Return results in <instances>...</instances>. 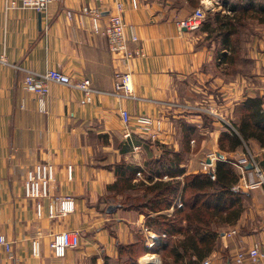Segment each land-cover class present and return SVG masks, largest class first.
<instances>
[{
	"label": "crops",
	"instance_id": "crops-1",
	"mask_svg": "<svg viewBox=\"0 0 264 264\" xmlns=\"http://www.w3.org/2000/svg\"><path fill=\"white\" fill-rule=\"evenodd\" d=\"M10 1L0 0V234L14 242V252L9 258L1 250L0 264H144L142 259L152 254L161 264H199L207 258L230 264L235 250L255 243L264 250L261 184L243 190L248 199L239 219L220 226L204 256L179 246L182 235L170 237L167 247L154 253L162 235L146 225L147 216L122 207L109 189L118 179L115 165L120 162L148 173L164 152H185L181 168L188 175L206 171L207 155L225 153L219 139L226 126L239 123L242 102L257 95L264 100V16L255 17L248 7L246 12L237 9L253 0H200L199 6L210 9L198 32L177 25L195 8L188 0H137L136 7L132 0H118L126 7L128 33L138 36L144 53L130 65L116 61L106 37L94 32L88 16L77 13L86 5L112 9L114 0H61L50 7L47 19L33 9H10ZM68 10L74 12L71 20ZM235 15L243 16L241 22ZM48 69L61 70L74 81L89 78L98 93L87 103L80 91L51 83L47 113H42L24 81L29 72ZM116 72H130L132 97L113 94ZM121 110L160 119L159 139H148L135 126L125 138ZM249 148L264 151L255 139ZM47 161L54 165V180L38 217L36 201L24 196V181L31 166ZM247 168L246 176L239 177L241 186L257 181L252 167ZM66 197L73 199L74 212L50 218L49 205ZM173 206L165 211L168 216ZM64 230L80 231L81 246L54 257L51 236ZM228 232L234 234L228 237ZM153 235L158 240L150 247ZM36 237L40 257L33 255Z\"/></svg>",
	"mask_w": 264,
	"mask_h": 264
},
{
	"label": "trees",
	"instance_id": "trees-1",
	"mask_svg": "<svg viewBox=\"0 0 264 264\" xmlns=\"http://www.w3.org/2000/svg\"><path fill=\"white\" fill-rule=\"evenodd\" d=\"M188 1L193 5L200 2ZM238 6L237 9L243 12L248 7L249 12H255V17L264 16V6H259L254 1L247 6ZM241 17L243 16H236L235 20L239 21ZM230 23L229 20L226 21V24ZM227 34H231V31ZM263 104V97L259 95L247 97L242 102L240 122L234 125V129L224 131L220 136L221 151L234 152L242 149L245 145L249 146L251 139L260 142L264 148ZM185 158V152L166 151L162 161H153L148 173L141 167L125 162L115 165L118 179L109 187L111 196L127 210H135L147 216L146 225L162 235L160 248L154 253L159 254L161 249H165L170 237L182 235L184 241L179 242V246L186 250L193 249L199 256H204L212 249L220 226L234 225L244 210L243 196L248 197V194L235 189L240 176L229 166L228 161L217 162L213 179L208 172L185 175V169L181 168ZM139 172L145 179L134 183ZM165 176L170 180H164ZM178 199L182 202V207L175 204ZM172 206L174 213L168 216L165 211Z\"/></svg>",
	"mask_w": 264,
	"mask_h": 264
},
{
	"label": "built area",
	"instance_id": "built-area-1",
	"mask_svg": "<svg viewBox=\"0 0 264 264\" xmlns=\"http://www.w3.org/2000/svg\"><path fill=\"white\" fill-rule=\"evenodd\" d=\"M61 0H11L8 8L10 9H33L45 16L49 13L50 7L53 4L59 3ZM115 6L113 11L105 13L102 8H92L88 5L82 6L77 11L78 14L88 16L92 21L93 30L96 34L106 37L110 53L116 61L130 65L133 60L143 57V49L139 44V38L135 33H128V24L125 17L126 7L123 2L114 0ZM134 7L137 6V0H132ZM210 9L209 5L202 4L195 9L186 18L177 21L178 28L190 32L198 31L205 21L206 10ZM67 17L71 20L74 18L72 10L66 11ZM47 25V23H46ZM131 44H136L132 46ZM4 62V60H1ZM55 83L61 86L70 87L80 91L84 100L87 103L93 101L98 93L93 87L92 81L89 78L74 81L72 77L57 69H48L44 73L29 72L25 78L24 86L27 91L34 93L40 103V111L47 113L45 108V100L49 95V84ZM131 90V74L129 72H116L114 75V92L116 96L132 97ZM122 121L126 126L125 138L132 136L130 128L135 126L136 130L141 133L148 134L152 139L156 138L157 132L154 130L155 123L149 117H135L127 110L120 112ZM138 150L139 147H135ZM215 160L218 156L211 155ZM244 160H247L245 158ZM248 161V160H247ZM251 166L258 176L256 184L264 186V168L259 166L255 159L251 157V163L246 165ZM244 170L242 166L239 167ZM54 165L50 162H38L31 166L26 173L24 181V196L27 199L36 201L37 215L42 216V200L49 195L51 182L54 180ZM244 173V172H243ZM68 178L72 179V167H68ZM214 178V177H212ZM237 188V187H235ZM238 189V188H237ZM74 201L71 197L57 198L49 205L48 215L50 218H55L59 215H66L74 212ZM178 207H182L181 201L177 202ZM234 232H229L230 237ZM157 235L152 236L149 243L150 247H154L157 243ZM33 255L40 257L41 243L38 237L32 242ZM81 246V233L78 230H64L52 234L50 241V250L54 257H64L68 250L78 249ZM226 246V245H225ZM3 250L9 258H13L14 242L9 240L4 234H0V251ZM155 258L152 259L151 257ZM149 261H157L156 264H161V260L157 254L149 255ZM199 264H214L211 259H203ZM231 264H264V250L259 243L247 248L235 250L231 257Z\"/></svg>",
	"mask_w": 264,
	"mask_h": 264
},
{
	"label": "rangeland",
	"instance_id": "rangeland-1",
	"mask_svg": "<svg viewBox=\"0 0 264 264\" xmlns=\"http://www.w3.org/2000/svg\"><path fill=\"white\" fill-rule=\"evenodd\" d=\"M257 5H263L264 6V0H253ZM203 3H201V5H202ZM200 5V6H201ZM204 5V4H203ZM199 5L198 6H195V5H193L192 7H195L194 8V10L195 9H197V8H199L200 7ZM102 8V7H101ZM102 10L105 12V13H107V12H109V11H113L114 10V7L112 8V9H107V8H102ZM193 10V11H194ZM206 17H208V11L206 10ZM205 20H206V18H205ZM244 24V23H243ZM240 27L242 26V25H239ZM201 29V28H200ZM199 29V30H200ZM198 30V31H199ZM198 31H196V32H198ZM129 65V64H128ZM248 72V68H246V67H243V69H242V73L243 74H246ZM130 73V72H129ZM113 92H114V87H113ZM38 99V98H37ZM135 117H140V116H142V117H149V118H151L153 121H154V123H155V126H154V130L157 132V135H156V138L155 139H152L148 134H147V137H148V139H150V140H152V141H156V140H158L159 139V133H158V131L159 130H161V124H162V121L160 120V119H157V118H154V117H152V116H148V115H134ZM240 122V121H239ZM233 129H234V126L232 127ZM231 128V126H226V131L227 132H229L230 130L229 129H232ZM225 131V132H226ZM160 133H162V130L160 131ZM131 137V136H130ZM129 137V138H130ZM128 138V139H129ZM222 153H223V151H222ZM230 153H232V152H225V153H223V155H222V157L221 156H218V154H216L218 157L215 159V160H213L212 159V157H211V155L209 154V155H207V160H204L203 161V168H205V170L206 171H204V172H208V173H210V175H211V177H214L215 178V169H216V165H217V162L218 161H228L229 163V166L231 167V168H234V169H236L238 172H239V176L240 177H242V174H244L245 173V176H246V173L248 172V168H247V166L246 165H248V164H250L251 163V157H253L254 159H255V161L257 162V164L259 165V166H261V167H263V164H262V162H264V151L263 152H260V153H258V152H253L250 148H249V146H244V148L242 149V151H240V153L238 154V155H230ZM220 155V154H219ZM186 156V155H185ZM245 158H247V160H244ZM210 160V161H209ZM240 166H242L243 168H244V170L243 171H241L240 169H239V167ZM253 171V172H252ZM251 171V173L253 174V179L254 180H258V176H257V174H256V172L254 171V170H252ZM244 172V173H243ZM137 177L139 178V180H141V179H143L144 177H143V175L139 172V173H137ZM213 178V179H214ZM136 183H138V182H136ZM247 186V187H246ZM254 186H255V183H253V181L252 182H248V185H243V186H241L240 184H238L236 187L238 188H235L236 190H240L241 192H243V190L244 189H246V190H248V192L252 189V188H254ZM250 197V196H249ZM243 199H245L244 200V208H245V201L248 199V197H246V196H243ZM229 233V232H228Z\"/></svg>",
	"mask_w": 264,
	"mask_h": 264
},
{
	"label": "bare ground",
	"instance_id": "bare-ground-1",
	"mask_svg": "<svg viewBox=\"0 0 264 264\" xmlns=\"http://www.w3.org/2000/svg\"><path fill=\"white\" fill-rule=\"evenodd\" d=\"M152 259H154L155 257L154 256H152L151 257ZM149 259V255H147L146 257H144L142 260L143 261H146L144 264H156L157 263V261H154V260H148Z\"/></svg>",
	"mask_w": 264,
	"mask_h": 264
},
{
	"label": "water",
	"instance_id": "water-1",
	"mask_svg": "<svg viewBox=\"0 0 264 264\" xmlns=\"http://www.w3.org/2000/svg\"><path fill=\"white\" fill-rule=\"evenodd\" d=\"M218 156H221V157H222V155H219V154H218ZM209 161H210V160H209ZM249 167H251V166H249ZM230 264H231V263H230Z\"/></svg>",
	"mask_w": 264,
	"mask_h": 264
}]
</instances>
